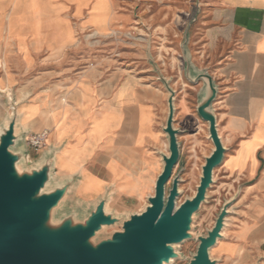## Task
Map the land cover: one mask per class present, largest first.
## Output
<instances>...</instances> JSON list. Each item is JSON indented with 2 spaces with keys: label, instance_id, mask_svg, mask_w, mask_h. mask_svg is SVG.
Returning a JSON list of instances; mask_svg holds the SVG:
<instances>
[{
  "label": "crops",
  "instance_id": "crops-1",
  "mask_svg": "<svg viewBox=\"0 0 264 264\" xmlns=\"http://www.w3.org/2000/svg\"><path fill=\"white\" fill-rule=\"evenodd\" d=\"M127 1L0 0V85L13 90L21 77L31 74L40 78L35 82L44 84L52 77L45 73L68 68L64 66L69 64V53L81 36H105L131 24L134 18L125 7ZM162 8L150 23L156 34L179 38L184 76L198 87L196 111L205 82L187 78L185 55L191 73L208 72L218 89L212 109L227 151L214 171L208 202L216 200L220 211L226 200L235 201L229 208L224 237L211 255L229 260L258 246L256 252L264 258V0H187L179 7L166 0ZM66 75L61 79L68 86L65 99L53 100L43 88L28 100L23 96L26 101L19 107L33 104L35 115L22 125L19 122L23 135L18 149L33 156L35 163L51 157L57 182L75 177L68 206L88 212L108 194L109 211L142 212L147 198L155 193L164 166L162 155L170 153L163 129L169 92L162 94L155 87L140 90L130 82L108 90L89 77L70 82L72 77ZM170 84L176 91L174 125L182 131L175 174L181 172L184 181V157L194 169L200 166L201 176L214 144L209 123L201 122L188 98ZM124 86L130 93L121 97ZM52 111L57 119L51 117ZM185 116L190 118L188 126L182 121ZM44 129L49 130L47 144L33 150L28 137ZM208 143L210 150L198 165L202 144ZM140 174L149 180L147 184L137 181ZM87 179L97 186L86 189ZM142 203L143 209L138 208ZM234 227L232 240L226 241Z\"/></svg>",
  "mask_w": 264,
  "mask_h": 264
},
{
  "label": "water",
  "instance_id": "water-1",
  "mask_svg": "<svg viewBox=\"0 0 264 264\" xmlns=\"http://www.w3.org/2000/svg\"><path fill=\"white\" fill-rule=\"evenodd\" d=\"M185 61L187 78L193 83L201 79L205 82L197 113L209 123L214 149L205 158L196 193L179 203L183 179L181 172L175 174V168L181 155L178 136L182 131L174 125L176 91L155 66L169 92L163 129L170 153L162 155L163 170L154 195L147 198L146 208L129 216L107 209L108 194L88 212L68 206L75 177L57 182L51 157L35 163L18 149L23 133L19 130L18 103L11 102L12 115L0 127V264H170L181 258L177 245L193 238L198 245L188 264H218L211 249L224 237L222 231L235 198L224 202L207 234H192L195 216L208 202L214 171L221 166L227 151L212 109L218 89L208 72L193 75L186 55ZM117 224L122 230L98 239L104 228Z\"/></svg>",
  "mask_w": 264,
  "mask_h": 264
},
{
  "label": "rangeland",
  "instance_id": "rangeland-1",
  "mask_svg": "<svg viewBox=\"0 0 264 264\" xmlns=\"http://www.w3.org/2000/svg\"><path fill=\"white\" fill-rule=\"evenodd\" d=\"M171 1L179 7L180 3L182 4L187 0ZM164 2L166 0H128L125 7L130 11L129 13L134 18V21L124 26L121 30L113 31L105 36L93 33L81 36L76 43V47L69 53V64L64 66H68V68H60V73L56 71L45 73L49 76L52 75V77L45 81L44 84L41 85L40 82H35L40 80V78L35 79L33 77L34 74H31L21 77L13 90L9 85L6 87L0 85V127L7 123L8 116L12 115L11 102L18 103L19 107L20 103L22 104L26 101L22 100L24 95L28 100L34 96L35 91H40L43 88L45 94H49V97L53 100L65 99V92L68 90V86L63 84L64 81L61 79L67 76L66 74L72 77L70 82H72V79L75 81L85 76L91 78L96 86H106L108 90H113L121 83L130 82L140 90H150V88L155 87L160 89L163 92L162 94L167 93V89L158 77L155 66H158L162 73L173 83L174 87L180 89L183 96L188 98L192 111L196 116L195 106L198 87L191 85L184 76L183 60L179 50V38L174 36L162 37L156 34L153 23H150V18L162 12ZM12 93L15 94L14 98ZM129 93V87L124 86L120 90L119 95L125 97ZM12 98L14 99L13 101H11ZM34 108L33 104H23L18 108L21 125L35 115ZM6 112L7 115L5 116ZM51 117L57 119L56 113L52 111ZM198 118L200 117L198 116ZM199 120L203 121L202 119ZM182 121L187 122V125L190 122L189 116H185ZM23 126L26 127L25 125ZM183 127L185 128V126ZM189 128L190 130L194 129V127ZM204 129L206 128L204 127ZM185 133H189V130ZM259 136L257 134V140ZM210 147V143L202 144V154L198 165L203 161L202 155L207 153ZM33 160L36 161L32 156ZM184 163L186 167L185 179L181 183L182 195L179 198V203L195 194L200 176V166L199 169H194V166L190 164V159L186 158V156L184 157ZM23 165H27V162H24ZM61 165L72 167L70 164L61 163ZM137 181L145 184L149 182L142 174L137 177ZM84 184L86 189H92L97 186V182L92 179H87ZM217 203L216 200L210 199L209 202L203 204L195 216L192 234L195 236L205 235L213 227L219 212V205L216 206ZM138 208L143 209V203ZM121 213L119 211L118 215L129 216L131 214V212ZM116 230H122L121 224L104 228L98 235V239L108 237ZM234 231L235 227L234 230L232 229L228 233L229 237L226 241L232 240ZM224 233L225 229L222 231V234ZM197 245L198 241L195 238L178 244L177 250L181 254V258L173 259L170 264H188L192 255L196 252ZM215 247L211 249V253L214 252ZM257 247L250 246V248L244 250L241 256L229 260L215 257L213 254L211 256L219 260L218 264H264V258L256 252Z\"/></svg>",
  "mask_w": 264,
  "mask_h": 264
},
{
  "label": "built area",
  "instance_id": "built-area-1",
  "mask_svg": "<svg viewBox=\"0 0 264 264\" xmlns=\"http://www.w3.org/2000/svg\"><path fill=\"white\" fill-rule=\"evenodd\" d=\"M48 137L49 130L44 129L40 132L31 134L27 139V143L33 150H39L47 144Z\"/></svg>",
  "mask_w": 264,
  "mask_h": 264
}]
</instances>
